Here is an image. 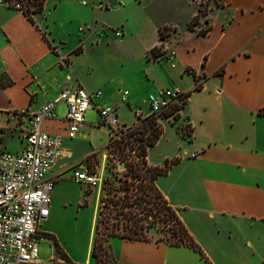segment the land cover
Wrapping results in <instances>:
<instances>
[{
    "label": "crops",
    "instance_id": "obj_1",
    "mask_svg": "<svg viewBox=\"0 0 264 264\" xmlns=\"http://www.w3.org/2000/svg\"><path fill=\"white\" fill-rule=\"evenodd\" d=\"M88 1L45 0L34 21L21 9L0 5V149L21 152L29 119L19 110L38 111L74 81L90 93L100 91L94 103L115 106L120 124L127 126L131 119L124 118V109H130L132 120L143 112L147 117L148 95L178 86L187 94L186 108L179 110L185 121L164 117L154 145L165 147L164 155L152 161V146L146 159L164 166L178 158L155 183L202 253L158 237L112 235L111 264H264V114L258 113L264 109V0H215L197 22V0ZM162 26H168L164 37ZM155 46H161L158 56L150 55ZM167 47L176 51L172 61ZM89 50H106L109 63L115 61L119 69L99 75L86 63ZM124 89L127 102L120 98ZM54 110L56 116L45 119L43 129L62 137L66 154L48 173L54 186L50 215L41 225L61 217L67 203L81 207L86 202L93 212L91 230L83 259L75 238L58 234L57 249L52 234L41 239L38 230L39 245L47 242L30 264H96L99 196L75 180L73 170L89 167L90 158L103 166L111 130L92 107L70 138L67 104L60 101ZM184 123L193 127L191 138L177 129Z\"/></svg>",
    "mask_w": 264,
    "mask_h": 264
},
{
    "label": "built area",
    "instance_id": "obj_2",
    "mask_svg": "<svg viewBox=\"0 0 264 264\" xmlns=\"http://www.w3.org/2000/svg\"><path fill=\"white\" fill-rule=\"evenodd\" d=\"M88 4V0H82ZM0 5L21 9L17 0H0ZM97 26V25H96ZM96 26L90 28L95 31ZM106 32L103 29L101 32ZM117 36L121 29H114ZM176 51L166 48V57L174 60ZM66 59L62 58V61ZM129 90L121 91V102H127ZM101 92L90 93L78 81L71 87L67 85L53 99L46 102L38 111L31 112L28 108L19 110V114L28 115L29 127L25 134V148L21 152L0 149V264H30L39 260L40 225L50 215L51 193L54 179L48 176L57 161L66 154L62 148V137L46 132L43 121L56 116L55 105L64 101L67 104V134L76 137L81 124L85 121L86 112L95 107L98 109L102 122L111 131L118 129L116 107L110 104L99 105L94 98ZM150 114L160 115L185 104L187 94L178 86L160 89L148 95ZM73 178L89 188L101 185L102 178L89 167L75 168Z\"/></svg>",
    "mask_w": 264,
    "mask_h": 264
},
{
    "label": "rangeland",
    "instance_id": "obj_3",
    "mask_svg": "<svg viewBox=\"0 0 264 264\" xmlns=\"http://www.w3.org/2000/svg\"><path fill=\"white\" fill-rule=\"evenodd\" d=\"M197 1L201 9L200 18H202L204 14L208 12L210 4H213V2H216L218 0L216 1L197 0ZM33 15H35V13ZM90 53H92L91 50H89V53L86 56V63H89V65L92 66L91 68L95 67L99 75L113 74V72H116L119 69L116 63L115 65L117 68L116 70L114 69L115 61L113 63L110 61L109 63L108 61L110 60L109 54L106 50L97 51L96 54H90ZM185 108L186 107H184L183 105L182 109ZM261 109L262 108L258 110L259 114ZM146 113L143 112L141 116L144 117ZM123 115L124 118H130L131 120L127 122L128 126L121 125L118 129L114 131H110L111 137L107 145L106 162L103 164V166L101 168H98V166H96V161L94 158H90L88 160L89 168L94 172H96L98 176L102 178L101 185L99 187L92 189V190H96L97 195L99 196V206H98L99 211L101 209V206L104 204L102 200L107 197L108 193L111 194L113 193L114 187L121 186V192L123 194L127 192L128 196L130 197L127 198V200H131V201L135 199L138 200V202H142V200L139 198L140 195L145 196L147 199H153L154 196V189L150 181L152 170L149 168L152 165L148 164L147 160L146 161L148 165L142 163L141 162L142 158L139 157L138 161L141 162L140 168L139 170H137L139 176H136L134 178L131 175H128L126 161L120 160V157L122 156L121 154L124 152L130 154L127 156L140 155V143L142 142L139 139L142 136L141 132L135 133L133 135H130V132L136 126L132 124L133 121L138 122L136 124H139V126H142L143 122L137 121L138 120L137 117H134V120H132V113L128 108L123 110ZM151 115L153 114H149L148 116ZM163 115L164 113L158 116V122L161 126H162L161 123L162 119H164ZM89 117H90L89 114L88 116L86 114L85 119L88 120ZM180 119L181 118L173 119V121L174 122L176 120L182 122L185 121ZM174 124L176 123H173L171 125L173 126ZM188 125H189L188 123L178 124L177 129L178 127H183V126L187 128ZM148 132L150 133V129L148 130ZM179 132L183 135L182 131L179 130ZM146 136L147 135H145V137ZM186 137L188 138V136ZM187 138L186 140L188 141L189 139ZM169 147L171 146L169 145ZM164 151H165V147L154 148L153 146L152 149L149 151V156L152 159V161L155 162L154 158L155 157L162 158V156L164 155ZM121 163H124L126 165L125 168L122 169L119 167ZM69 186L72 192L75 191L74 190L76 187L75 183L69 184ZM86 188H87L86 190H90L87 185ZM124 197L126 198L125 195ZM143 204L146 205L145 209H141L138 205L130 207V209L133 210L134 214L137 216H139V214H142L140 213V210H143V212L145 213L142 214V216H144L145 218L144 223L146 228L145 230H142V232L148 235V237L154 239L157 237L167 236V234L170 231V227L173 226L172 225L173 221L171 220V218L167 216L164 212L160 213V212H156L154 209L151 210L152 208L151 204H147V203H143ZM105 212L108 213L107 208L105 209ZM152 212H154V216L158 215V217L154 218L156 220L155 221L156 223H154L156 225L155 227L149 226L151 224V218L153 217ZM92 216H93L92 208L90 205L86 204V202H84L81 207L77 206V204L67 203L62 207L61 217L57 218L55 222L54 221L51 222L50 225L44 224L39 227V230L42 232L41 239L43 238L48 240L49 239L48 233H51L52 236H54L57 239V241L59 240L58 234L62 235V237H67L70 240H73L75 238L77 240V245H79V249H77L76 253H78L80 259H83L85 257L87 244L89 241ZM113 216H115L116 218L115 211L113 212ZM119 218H121V224L125 226L128 225L129 227L133 225L132 220L124 219V217H119ZM101 219L103 220V218ZM103 225L104 224H102V226ZM123 231L125 230L123 229ZM46 242H42V241L40 242L39 245L40 251L42 250L43 245H46ZM111 263H112V254H111L110 246L108 242H105L103 248L101 249V260L96 261V264H111Z\"/></svg>",
    "mask_w": 264,
    "mask_h": 264
},
{
    "label": "trees",
    "instance_id": "obj_4",
    "mask_svg": "<svg viewBox=\"0 0 264 264\" xmlns=\"http://www.w3.org/2000/svg\"><path fill=\"white\" fill-rule=\"evenodd\" d=\"M20 1L23 7L24 13L32 20L34 21V13H41L44 9V3L45 0H17ZM201 9L199 7V12L193 19V22H197L200 18ZM168 26H162L160 28V34L162 37H164L167 33ZM161 53V46L154 47L150 51V55L152 56H158ZM201 87L200 84L196 86L197 89ZM260 114H264V109L260 110ZM158 116L159 115H151L147 118L137 115V121L143 122L142 126H139V124H136L138 122H135L134 125H136L130 132V135H133L135 133L141 132L142 136L139 138L142 142L140 143V155H134V156H127L130 155L126 152L122 153L120 160L126 161L127 165V171L128 175H131L132 177L139 176L137 173V170L140 168V163L147 164L146 156L148 154L149 147H152L156 144L158 139L160 138L163 127L158 122ZM164 117L173 116L174 119H178L180 117L179 112L177 111V107H173L170 110H167L164 112ZM150 129V133L148 130ZM180 131H182L183 135L188 136L189 138L192 137L193 127L189 124L186 128L178 127ZM145 135H147L145 137ZM121 148V147H120ZM141 157V162L138 161V158ZM178 158H174L171 160H167L164 166H150L149 168L152 170L150 181L151 185L154 189V196L153 199H147L145 196L140 195L139 198L142 200V202H138V200H127V198H130L125 192L123 194L121 192V186L114 187L113 193H108L107 197L102 200L104 203L101 206V209L98 213V218L96 222L95 227V237H94V243H93V250L92 254L95 257L96 261L101 260V249L103 248V245L105 242L109 241L110 236L112 235H119L126 238L131 239H149L148 235L144 234L142 230H145V223H144V216L142 214H145L143 210H140L139 216L134 214V211L130 209V207L133 206H139L141 209H145L146 205L143 203L151 204L152 208L151 210H155L156 212H164L167 216L171 218L173 221V226L170 227V231L165 237H158V240H162L166 243L172 244V245H188L191 246L197 250H199L201 253V249L198 246V244L194 241L193 237L188 232L185 225L182 223L181 219L179 218L176 210L168 203V200L165 198V196L162 194V192L158 189L155 180L156 178L164 174L168 171L171 164L176 162ZM148 165V164H147ZM126 196V198L124 197ZM115 198V199H114ZM154 207V208H153ZM108 209V213L105 212V209ZM115 211V216H113V212ZM151 218V224L149 226L155 227L156 223L155 219L157 216H154ZM104 214V216H103ZM124 217V219L132 220L133 225L129 227L128 225L121 224V218ZM103 218V220L101 219ZM114 218V220H113ZM102 224H104L102 226ZM125 226V227H124ZM147 226V227H149ZM125 231H123V229ZM157 229V228H156ZM51 238L54 240L55 245L58 249V242L54 236H51ZM109 244V243H108Z\"/></svg>",
    "mask_w": 264,
    "mask_h": 264
},
{
    "label": "water",
    "instance_id": "obj_5",
    "mask_svg": "<svg viewBox=\"0 0 264 264\" xmlns=\"http://www.w3.org/2000/svg\"><path fill=\"white\" fill-rule=\"evenodd\" d=\"M1 68H2V64L0 63V69H1ZM119 167L123 169V168H125V164H124V163H121V164L119 165Z\"/></svg>",
    "mask_w": 264,
    "mask_h": 264
}]
</instances>
